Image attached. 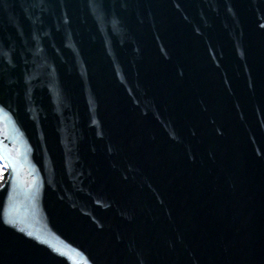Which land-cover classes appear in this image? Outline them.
<instances>
[{
	"label": "water",
	"instance_id": "95a60500",
	"mask_svg": "<svg viewBox=\"0 0 264 264\" xmlns=\"http://www.w3.org/2000/svg\"><path fill=\"white\" fill-rule=\"evenodd\" d=\"M0 264H264V0H0Z\"/></svg>",
	"mask_w": 264,
	"mask_h": 264
},
{
	"label": "trees",
	"instance_id": "16d2710c",
	"mask_svg": "<svg viewBox=\"0 0 264 264\" xmlns=\"http://www.w3.org/2000/svg\"><path fill=\"white\" fill-rule=\"evenodd\" d=\"M0 170H1V166H0Z\"/></svg>",
	"mask_w": 264,
	"mask_h": 264
},
{
	"label": "built area",
	"instance_id": "2783aa9c",
	"mask_svg": "<svg viewBox=\"0 0 264 264\" xmlns=\"http://www.w3.org/2000/svg\"><path fill=\"white\" fill-rule=\"evenodd\" d=\"M2 169V168H1ZM1 171V170H0Z\"/></svg>",
	"mask_w": 264,
	"mask_h": 264
},
{
	"label": "rangeland",
	"instance_id": "374dc122",
	"mask_svg": "<svg viewBox=\"0 0 264 264\" xmlns=\"http://www.w3.org/2000/svg\"><path fill=\"white\" fill-rule=\"evenodd\" d=\"M2 170V169H1Z\"/></svg>",
	"mask_w": 264,
	"mask_h": 264
}]
</instances>
